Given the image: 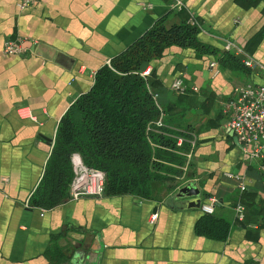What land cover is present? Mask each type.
<instances>
[{"label": "crops", "instance_id": "1", "mask_svg": "<svg viewBox=\"0 0 264 264\" xmlns=\"http://www.w3.org/2000/svg\"><path fill=\"white\" fill-rule=\"evenodd\" d=\"M0 0V264H60L55 251L69 253L61 264H264V160H248L228 127L223 104L234 87L258 81V71L232 70L219 63L225 38L264 61V0H182L204 30L198 36L216 52L199 55L171 45L153 67L164 102L173 110L172 80L198 88L186 104L197 133L189 175L202 202L230 223L228 236L215 239L195 230L200 207L172 200L165 185L149 197L133 193L67 195L51 206H31L54 141L60 116L93 83L95 71L159 15L179 20L171 0ZM23 38L25 51L6 53V38ZM215 60V66L209 62ZM173 91V92H172ZM168 98L170 99L169 101ZM184 101V100H182ZM27 105L35 118L20 117ZM226 171L241 173V190ZM184 176V175H183ZM243 205V218L235 204ZM157 216L151 220V214ZM58 246V248H56ZM78 250L81 255L72 257Z\"/></svg>", "mask_w": 264, "mask_h": 264}, {"label": "trees", "instance_id": "2", "mask_svg": "<svg viewBox=\"0 0 264 264\" xmlns=\"http://www.w3.org/2000/svg\"><path fill=\"white\" fill-rule=\"evenodd\" d=\"M168 13L156 17L141 34L112 54L108 63L99 66L90 88L60 116L43 174L29 197L31 206L51 207L67 198L74 151L87 165L105 172L107 194L149 197L157 184L175 191L182 184L180 177L191 175V157L188 159L186 152L194 135L196 145L197 133L189 122L190 105L181 104L189 103L195 90H174L172 103L181 102V109L175 111L171 103L163 101L162 92L168 89L154 68L146 74L142 71L171 45L191 47L199 55L217 49L199 38L200 29L188 21L187 11L178 10L179 20L170 24L166 22ZM217 58L232 70L250 72L241 56L230 49L221 50ZM159 118L161 124L156 123ZM177 136L183 137L180 144ZM229 229V221L214 210L203 212L195 223L197 233L215 239H225ZM55 253L60 264L68 260V252L57 249Z\"/></svg>", "mask_w": 264, "mask_h": 264}, {"label": "built area", "instance_id": "3", "mask_svg": "<svg viewBox=\"0 0 264 264\" xmlns=\"http://www.w3.org/2000/svg\"><path fill=\"white\" fill-rule=\"evenodd\" d=\"M35 0H19V8L31 5ZM172 8L175 10L185 9L182 0H171ZM188 21L197 25L200 30H204L201 23L194 17L190 10L187 9ZM224 49H230L235 54L241 56L242 63L249 67L250 71H258L260 79L258 81H246L237 84L234 87L233 97L226 100L223 104L225 111L229 112L228 127L232 130L237 142V146L241 153L248 160H264V61L255 58L243 47L237 45L232 39L225 38L223 42ZM26 47L23 45V38H6L3 41V50L10 54H19L24 52ZM215 60L209 62V66L216 65ZM150 66L147 65L142 71L148 73ZM170 86L178 91L185 92L187 88L197 90V86L189 84L183 78L175 77ZM156 97V93L154 94ZM16 112L23 118H35L31 109L27 105H18ZM161 124L160 118L156 121ZM196 137L190 140L191 149L186 152L187 158L192 156V148L195 145ZM183 141L182 136H177V144ZM71 163L73 168V176L69 183L68 197L76 199L81 196H101L105 188V172L97 167L87 165L77 151L71 153ZM186 169V164L183 166ZM226 176L234 178L238 187L245 189L244 177L241 173L234 171H226ZM216 199L210 197L208 202L201 203V209L204 212H213ZM235 212L237 218H243V205L240 202L235 204ZM157 213L151 214V220H154Z\"/></svg>", "mask_w": 264, "mask_h": 264}, {"label": "water", "instance_id": "4", "mask_svg": "<svg viewBox=\"0 0 264 264\" xmlns=\"http://www.w3.org/2000/svg\"><path fill=\"white\" fill-rule=\"evenodd\" d=\"M169 198L172 200L176 199V202H180L186 207H200L202 202L201 190L194 180H188L180 184L175 191L169 195ZM77 255H81V253L75 250L72 257Z\"/></svg>", "mask_w": 264, "mask_h": 264}, {"label": "rangeland", "instance_id": "5", "mask_svg": "<svg viewBox=\"0 0 264 264\" xmlns=\"http://www.w3.org/2000/svg\"><path fill=\"white\" fill-rule=\"evenodd\" d=\"M254 56V55H253ZM255 57V56H254ZM256 58V57H255Z\"/></svg>", "mask_w": 264, "mask_h": 264}]
</instances>
